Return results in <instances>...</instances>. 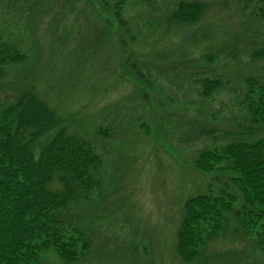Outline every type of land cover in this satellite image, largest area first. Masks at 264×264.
Instances as JSON below:
<instances>
[{"label":"rangeland","instance_id":"374dc122","mask_svg":"<svg viewBox=\"0 0 264 264\" xmlns=\"http://www.w3.org/2000/svg\"><path fill=\"white\" fill-rule=\"evenodd\" d=\"M116 1L28 0L20 11V0H0V40L26 55L2 66L0 116L31 91L102 158L101 188L63 213L64 232L88 240L73 264H264V250L232 230L193 262L175 251L184 201L226 185L220 172L196 170V155L264 137L243 104L244 79L264 85V58L250 56L264 46V19L249 0H125L124 31L109 24ZM179 1L204 3L202 17L185 26L169 19ZM204 76L222 82L208 98ZM54 132L34 140L35 153ZM36 256L24 264H66L52 247Z\"/></svg>","mask_w":264,"mask_h":264},{"label":"trees","instance_id":"16d2710c","mask_svg":"<svg viewBox=\"0 0 264 264\" xmlns=\"http://www.w3.org/2000/svg\"><path fill=\"white\" fill-rule=\"evenodd\" d=\"M20 1L16 8L23 11L28 0ZM63 1L75 5L82 0ZM124 1L112 4V19L107 22L127 31ZM249 1L254 2L264 19V0ZM205 7L199 1H179L169 11V19L179 25H191L202 17ZM18 47L15 42L0 40V74L2 66L26 59ZM250 56L264 58V46L252 50ZM130 65L137 70L133 63ZM198 82L202 96L207 98L222 87L221 80L215 78L204 76ZM244 82L243 104L248 123L260 125L264 123V85L252 77ZM2 113L0 264H24L48 247L66 264H73L78 251L88 248V240L82 241V234L75 237L64 232L63 213L71 204L89 199L102 186V158L95 142L69 132L63 126L64 118L43 107L31 91L18 95ZM53 130L51 140L35 153L34 140ZM97 133L106 138L108 129H98ZM193 166L204 174L220 172L225 175L226 185L218 195L210 191L184 201L175 236V251L181 261H195L208 243L229 230L238 238L253 239L255 247L264 250V137L232 141L221 149H204L194 158ZM229 184L231 190L226 188ZM237 202L239 207L235 210L233 205Z\"/></svg>","mask_w":264,"mask_h":264}]
</instances>
